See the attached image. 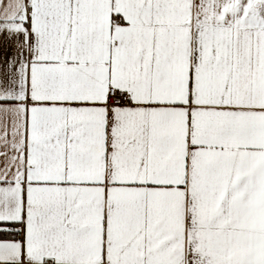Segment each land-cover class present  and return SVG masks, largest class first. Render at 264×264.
<instances>
[{"label":"snow or ice","instance_id":"obj_1","mask_svg":"<svg viewBox=\"0 0 264 264\" xmlns=\"http://www.w3.org/2000/svg\"><path fill=\"white\" fill-rule=\"evenodd\" d=\"M0 264H264V0H0Z\"/></svg>","mask_w":264,"mask_h":264}]
</instances>
